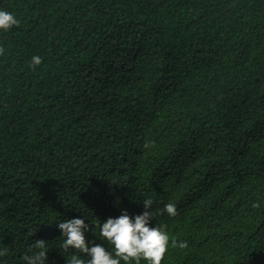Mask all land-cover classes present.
<instances>
[{
	"label": "trees",
	"instance_id": "obj_1",
	"mask_svg": "<svg viewBox=\"0 0 264 264\" xmlns=\"http://www.w3.org/2000/svg\"><path fill=\"white\" fill-rule=\"evenodd\" d=\"M0 9L20 21L0 32V264L35 240L66 264L57 222L135 216L147 198L162 264H264V0Z\"/></svg>",
	"mask_w": 264,
	"mask_h": 264
},
{
	"label": "clouds",
	"instance_id": "obj_2",
	"mask_svg": "<svg viewBox=\"0 0 264 264\" xmlns=\"http://www.w3.org/2000/svg\"><path fill=\"white\" fill-rule=\"evenodd\" d=\"M20 23L14 13L0 9V32H7ZM3 49L0 48V54ZM33 67L42 63L40 56L34 55L31 59ZM144 211L135 216H130L123 210L117 217H109L102 222L92 219L86 223L82 218H71L56 223L61 230L63 240L59 248L65 255L66 264H162L169 248V234L164 225H156L159 217L152 210L151 198L142 201ZM254 207L256 205H253ZM167 213L170 217L177 215L174 203H167L160 214ZM94 226V227H93ZM95 232L100 240L105 243H90L85 233L89 229ZM172 247L186 248V241H171ZM31 255L25 254V264H46L48 259L47 242L35 240L31 244ZM75 250V251H70ZM7 249H0V257L7 254Z\"/></svg>",
	"mask_w": 264,
	"mask_h": 264
}]
</instances>
